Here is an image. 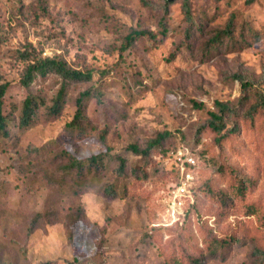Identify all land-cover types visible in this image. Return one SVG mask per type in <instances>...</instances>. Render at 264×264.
I'll return each instance as SVG.
<instances>
[{
	"label": "rangeland",
	"instance_id": "374dc122",
	"mask_svg": "<svg viewBox=\"0 0 264 264\" xmlns=\"http://www.w3.org/2000/svg\"><path fill=\"white\" fill-rule=\"evenodd\" d=\"M191 3L197 27L187 42L182 0H0V85H13L18 106L27 93L19 84L30 63L19 56L25 50L92 75L68 83L59 119L45 122L42 109L22 130L18 114L11 116V140L0 146V264H264V139L243 132L221 152L218 134L198 132L216 101L240 97V82L228 74L264 91V0ZM231 15L234 37L211 49ZM133 31L145 33L127 48ZM61 84L50 73L31 87L51 98ZM91 87L101 101L86 102L89 127L76 138L68 126ZM161 134L163 148L151 158L129 148H146ZM186 143L194 145L187 148L201 189L174 219L168 205L178 161L164 148ZM64 151L77 158L107 152L105 176L80 188L62 171L56 155ZM118 156L127 160L123 177ZM221 161L253 177L254 191L241 197L224 188ZM109 182L119 195L104 194Z\"/></svg>",
	"mask_w": 264,
	"mask_h": 264
},
{
	"label": "trees",
	"instance_id": "16d2710c",
	"mask_svg": "<svg viewBox=\"0 0 264 264\" xmlns=\"http://www.w3.org/2000/svg\"><path fill=\"white\" fill-rule=\"evenodd\" d=\"M150 5L152 6L153 4ZM166 7L167 4L165 5V8ZM182 11L187 24L185 28V37L187 38V42H189V39L193 35V30L197 27L193 16L191 0H182ZM235 27L236 17L231 15L230 19L225 24V27L221 30L215 31L214 35L209 40V47L211 49H219L222 47L227 38L232 39L234 37L233 34ZM144 33L145 31H133L129 34L127 36V48H130L134 41L144 35ZM188 45L189 43H187V46ZM19 56L23 60L30 62L25 70L23 78L19 82V84L26 89L27 93L20 103V106H18L17 101L12 98L11 94V88H13V85L10 83H3L0 85V146L11 140V116L14 112L18 114V127L22 130L33 126L42 109H44L43 114L45 122L55 121L62 116L64 111L68 83L74 81H89L92 79L90 73H83L80 70L71 68L63 59L44 58L41 54L38 55L32 50H25L19 53ZM50 73L57 74L62 80V84L57 93L53 97L47 98L32 92L31 85L37 80V78L46 77ZM228 78L240 82V97L234 103L216 101L213 109L208 112V119L198 131L199 134H202L205 130L210 129L218 134V143L221 152L228 150L231 147L230 142L233 141L235 137L240 136L243 132L253 131L264 139L263 89L255 88L254 85L241 74H228ZM92 98H97L98 101H101L100 93L95 87L86 90L77 99V110L74 119L68 126L69 133L76 138H82L85 136L87 128L89 127L85 104ZM106 134L107 130L100 134V140L103 143L106 141ZM163 139L164 135L161 134L156 139L151 140L146 148L141 149L136 145H131L129 148L138 156L151 158L156 150H162ZM179 146L181 145H170L164 148V152L168 156L172 149H177ZM182 146H190L191 148H194V145L188 143ZM35 152L40 154L38 149H35ZM56 157L64 162L62 163V171L75 176L77 186L80 188L86 186L90 182H100L108 170L109 154L107 152L98 153L90 157L77 158L70 152L64 151L58 153ZM116 161V172L119 177H123L126 174L127 160L122 156H118ZM189 168L190 167H188V169ZM196 170H198L196 167L193 168L194 173ZM217 174L219 179L225 182L224 188L234 191L238 196L244 197L247 193H251L255 189L256 180L253 177L248 176L243 173L242 170L223 163L222 161L218 164ZM175 175V184H177L180 179V169L178 165L175 168ZM200 189L201 186L198 187L194 181L191 188L193 201L194 195ZM208 191H211V189L209 188ZM103 192L106 196L119 195L117 183L109 182L105 184ZM224 195V193H220L218 195V200H224ZM227 241V243H230L231 241H234V239L231 237ZM205 246L209 255H214L216 253V249L213 245L206 244L205 242ZM258 254L261 255L264 262V253L258 251ZM189 264H204L203 258H193Z\"/></svg>",
	"mask_w": 264,
	"mask_h": 264
},
{
	"label": "built area",
	"instance_id": "2783aa9c",
	"mask_svg": "<svg viewBox=\"0 0 264 264\" xmlns=\"http://www.w3.org/2000/svg\"><path fill=\"white\" fill-rule=\"evenodd\" d=\"M169 155L177 158L180 169V179L171 191L168 205L172 218L176 219L182 213L187 199L193 201L191 188L196 180L193 168L197 166V161L187 147L172 149Z\"/></svg>",
	"mask_w": 264,
	"mask_h": 264
}]
</instances>
